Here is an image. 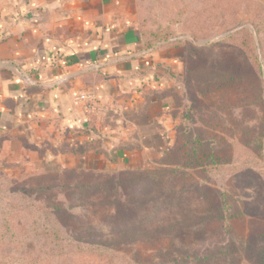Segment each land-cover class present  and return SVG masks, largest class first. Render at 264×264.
<instances>
[{"label": "rangeland", "instance_id": "1", "mask_svg": "<svg viewBox=\"0 0 264 264\" xmlns=\"http://www.w3.org/2000/svg\"><path fill=\"white\" fill-rule=\"evenodd\" d=\"M139 21L148 39H180L211 88L182 76L165 150L137 166L85 133L72 145L0 134V264H264V0H140ZM194 134L203 145L184 146ZM136 170L169 187L143 195Z\"/></svg>", "mask_w": 264, "mask_h": 264}, {"label": "crops", "instance_id": "2", "mask_svg": "<svg viewBox=\"0 0 264 264\" xmlns=\"http://www.w3.org/2000/svg\"><path fill=\"white\" fill-rule=\"evenodd\" d=\"M139 16L140 0H0V134L72 145L85 133L130 167L163 152L184 51L149 45Z\"/></svg>", "mask_w": 264, "mask_h": 264}, {"label": "trees", "instance_id": "3", "mask_svg": "<svg viewBox=\"0 0 264 264\" xmlns=\"http://www.w3.org/2000/svg\"><path fill=\"white\" fill-rule=\"evenodd\" d=\"M150 38H151V41L148 43L149 45H154L155 43H158V42H162V41H168V39H166V38H162V39H158V40H156L155 38H154V36H153V34L151 33L150 34ZM153 40V41H152ZM177 43H179V44H181L182 45V43H180V42H178V41H176ZM182 47H183V45H182ZM198 49H200L199 47H196V46H194L193 47V52L195 51H199ZM192 50V49H191ZM183 60H184V63H183V72H182V76H183V80H184V82L187 80V81H192V80H194L195 82H197L198 83V86L197 87H199L200 85H203V86H209L210 87V83H209V81H208V76H207V71H205V72H199L197 69H196V67H195V69H191V68H193V66H189L188 65V63H187V65H186V59H187V57H188V55H189V53H190V51L189 50H186L184 47H183ZM194 54V53H193ZM254 61H256L255 59H254ZM255 63V62H254ZM212 65V68H213V70L211 71L210 70V72L211 73H213L214 75H217V72H219V70L221 69V68H219L220 67V63L218 62V65H217V63H213V64H211ZM233 65L235 66V67H239V64L238 63H236V62H234L233 63ZM261 67H259V69H260ZM218 69V70H217ZM232 70H233V73H235L237 70H239V69H234V68H232ZM262 73L261 72H259V76L261 75ZM220 75H222L221 73H219L218 74V84H224L223 83V81H222V78H223V76H220ZM233 77L231 76V79H229V80H232V81H234V79H232ZM239 78H241L240 76H239ZM200 79H202V81H200ZM196 80H198V81H196ZM191 87V85H188V88H190ZM211 88V87H210ZM262 91V90H261ZM260 100V99H259ZM191 101V100H190ZM260 102H263V100H260ZM185 106V108H184V111H183V113L181 114V116H180V119H181V123H180V128H183L184 129V131H186V132H188L187 131V127H186V125L188 124V123H192L193 122V120H194V117H193V114L195 113V110L194 109H196V105H195V103L194 102H189L188 101V104H186V105H184ZM193 111V112H192ZM182 129V130H183ZM192 136H193V134H192ZM184 138L186 139V141H185V143H184V146H186V144H190V145H192V144H194V145H196L197 147H201L202 145H203V139H202V137L200 136V135H198V134H194V138L192 139V137H191V139H189L190 137H188V135L187 136H184ZM189 139V140H188ZM189 142V143H188ZM182 147V149L180 148V149H178L177 150V152H182V155H183V157H185V155H186V151L185 152H183V149L184 148H186V147ZM197 147H192L190 150H191V153L192 154H194V156L196 155V153H197ZM176 152H171V154H173L172 156H171V158H173V160L176 162V157L178 156L177 154H175ZM211 156L212 155H210L209 157H208V159H210L211 158ZM167 160L168 159V162H170V160H169V154H168V152H167V150L164 152V157H162L161 158V160L162 161H164V160ZM208 159L206 160V161H208ZM160 160V161H161ZM206 165H208V162H205V163H199V166H206ZM149 171H151V170H136L135 171V173L136 174H140L141 175V177L139 178V176H136L134 173H132V172H130L133 176H132V181H135V184H138L139 182H143V183H140L141 185H139L138 187L140 188V187H142V186H144V188H146V189H144L143 191V195H148L149 193H151L152 192V190H154L155 188H158L159 186H161V184L163 185V186H161V187H169L167 184H165L164 183V181H165V179H164V177L163 176H161L160 177V175H162L161 173L160 174H149L148 172ZM162 172L163 171H167V168L166 169H163V170H161ZM164 173V172H163ZM164 175H165V173H164ZM124 183H127V181H123ZM110 184H113V183H110ZM160 184V185H159ZM147 185V186H146ZM88 188V187H87ZM223 196H224V194H222ZM138 200H139V198H135V199H133L132 201H130V200H128V201H125V205H127L129 208L130 207H133L134 205H137L138 204ZM227 208V207H226ZM55 209H57V208H55ZM223 251H225V248H224V250H219L218 252L219 253H223ZM263 261H264V258H263Z\"/></svg>", "mask_w": 264, "mask_h": 264}, {"label": "built area", "instance_id": "4", "mask_svg": "<svg viewBox=\"0 0 264 264\" xmlns=\"http://www.w3.org/2000/svg\"><path fill=\"white\" fill-rule=\"evenodd\" d=\"M80 99H83L84 98V96H81V97H79ZM79 98H77V99H79ZM84 100V99H83Z\"/></svg>", "mask_w": 264, "mask_h": 264}]
</instances>
